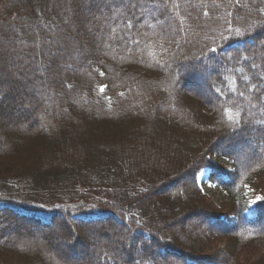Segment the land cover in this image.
I'll return each instance as SVG.
<instances>
[{"label":"trees","instance_id":"obj_1","mask_svg":"<svg viewBox=\"0 0 264 264\" xmlns=\"http://www.w3.org/2000/svg\"><path fill=\"white\" fill-rule=\"evenodd\" d=\"M7 71L0 264H264V0H0Z\"/></svg>","mask_w":264,"mask_h":264},{"label":"rangeland","instance_id":"obj_2","mask_svg":"<svg viewBox=\"0 0 264 264\" xmlns=\"http://www.w3.org/2000/svg\"><path fill=\"white\" fill-rule=\"evenodd\" d=\"M8 74H11L10 71H7L5 73H0V77L1 76H7ZM192 86L193 87H191V88L193 90H196V88L197 89L199 88V87H197V85H192ZM30 105H31V103L26 106L27 107V111L26 112H22L20 110H19L20 112L19 111L17 112V110H16L15 114L18 117L22 118V119L25 118V120H29V119H27V112L30 110ZM212 160L215 161L218 164H222L223 163L228 168H231V165L229 163H227L226 161H224L223 159H221L219 157L213 156ZM208 176H209V170H207V169L203 170L199 174V184H200L201 188L203 189V191L206 192V194L211 198V201L214 202L216 205H219L226 198V193L223 190H221L220 187L216 186L213 182H211V180L208 178ZM258 179L259 180H257V182H255L253 185L249 186V188H248V192H249V196H250V202H253V203L256 202L257 199H259V197L261 196V193L259 191H261L264 188V175L261 178H258ZM166 190H164L163 193ZM175 227L177 228L178 224L175 225ZM184 234H186V232ZM51 241H52V244L54 246H57V247L60 246L59 238L52 237ZM254 248L257 249V254H261L262 252H264V238L257 239L254 242ZM90 249H92V247H90L89 250ZM93 249H94V246H93ZM240 257L245 259V260L250 259L249 261L255 262V258L257 256L255 257V255H253V253L251 254V252L249 254V250H247V251L243 252ZM73 260H74V262L75 261L78 262L80 259H78V260L77 259H73ZM256 262L259 263L258 261H256Z\"/></svg>","mask_w":264,"mask_h":264}]
</instances>
